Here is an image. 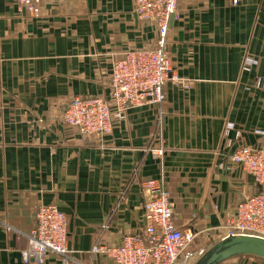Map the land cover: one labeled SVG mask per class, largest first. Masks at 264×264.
I'll list each match as a JSON object with an SVG mask.
<instances>
[{"label":"crops","instance_id":"0c3cea01","mask_svg":"<svg viewBox=\"0 0 264 264\" xmlns=\"http://www.w3.org/2000/svg\"><path fill=\"white\" fill-rule=\"evenodd\" d=\"M134 5L60 0L32 17L0 0V264H24L43 205L67 217L69 264H114L91 251L142 233L146 181H163L177 227L205 247L259 193L230 155L264 146V0H178L167 46L180 82L166 83L165 101L129 110L103 139L65 123L73 98H110L115 59L155 46ZM46 263L67 264L53 253Z\"/></svg>","mask_w":264,"mask_h":264},{"label":"built area","instance_id":"2783aa9c","mask_svg":"<svg viewBox=\"0 0 264 264\" xmlns=\"http://www.w3.org/2000/svg\"><path fill=\"white\" fill-rule=\"evenodd\" d=\"M32 17H39L41 6L60 0H15ZM238 0H233L237 4ZM139 19L154 25L157 42L151 48L131 49L113 61L110 74V98L75 97L66 107L64 121L76 129L84 140L109 136L116 123L131 109L162 104L168 81L180 82L174 72L168 50V32L172 21L180 19L178 0H134ZM245 67L256 63L246 59ZM229 128H232L229 125ZM162 154V151L156 153ZM230 161L250 174L259 193L238 203L234 215L219 227L217 241L231 235L264 238V146L243 147L230 155ZM149 197L144 205L142 233L124 237L120 246L95 245L93 254L105 256L114 264H193L208 247L197 245L199 234L175 223L174 203L158 179L144 182ZM36 226L27 235L22 252L24 264H47V256L56 254L69 264L68 221L55 205H43L35 213Z\"/></svg>","mask_w":264,"mask_h":264},{"label":"water","instance_id":"95a60500","mask_svg":"<svg viewBox=\"0 0 264 264\" xmlns=\"http://www.w3.org/2000/svg\"><path fill=\"white\" fill-rule=\"evenodd\" d=\"M238 258L264 261V238L231 235L214 242L193 264H225Z\"/></svg>","mask_w":264,"mask_h":264},{"label":"rangeland","instance_id":"374dc122","mask_svg":"<svg viewBox=\"0 0 264 264\" xmlns=\"http://www.w3.org/2000/svg\"><path fill=\"white\" fill-rule=\"evenodd\" d=\"M217 238H218V233H217ZM197 240H198V239H197ZM216 241H217V240H216ZM216 241H215V242H216ZM197 245H198V244H197Z\"/></svg>","mask_w":264,"mask_h":264}]
</instances>
